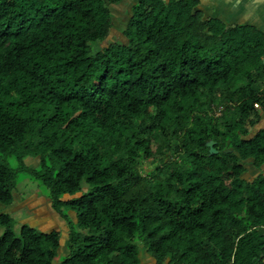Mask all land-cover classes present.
Wrapping results in <instances>:
<instances>
[{
	"label": "trees",
	"instance_id": "16d2710c",
	"mask_svg": "<svg viewBox=\"0 0 264 264\" xmlns=\"http://www.w3.org/2000/svg\"><path fill=\"white\" fill-rule=\"evenodd\" d=\"M122 1L0 0V204L26 171L70 249L0 211V264H264V29L135 0L92 49Z\"/></svg>",
	"mask_w": 264,
	"mask_h": 264
},
{
	"label": "rangeland",
	"instance_id": "374dc122",
	"mask_svg": "<svg viewBox=\"0 0 264 264\" xmlns=\"http://www.w3.org/2000/svg\"><path fill=\"white\" fill-rule=\"evenodd\" d=\"M202 0V7L205 10L206 15H212V16H220V18L224 19L226 22H251L253 24H256L257 26L264 29V0ZM134 0H123L120 4L110 6V10L113 16V27L109 34V36L106 37L103 41L97 42L92 44V49L100 48L101 45H107L111 42H122L124 40V36L122 34V30L124 26L126 25L129 16L131 14V9L133 5ZM98 45V46H97ZM256 108H260V105ZM264 123V122H263ZM151 157H148L144 160L142 166L143 168H152V160ZM9 163L12 167L17 166V161L14 158H9ZM33 166H37L38 159H35L31 162ZM247 171L244 175L247 180H251L256 173V169L253 168L248 162L246 164ZM264 170V165L262 167ZM17 180L18 184L16 186V191H20L23 197H26L29 193H38L41 194L44 193L45 187L42 185L39 186L38 183L32 179L29 174L26 171H19L17 174ZM41 190V193H40ZM41 201V199H39ZM50 206V202L48 204ZM45 208L42 209V211ZM0 211L2 212H10L11 216L14 219V230L18 234L19 232V226L23 223L28 222L27 218L30 217L28 210H26L24 207L21 208H15L10 207L9 205H2L0 204ZM51 212V211H50ZM53 212V211H52ZM51 212V216H55L54 212ZM50 217L43 215L41 221L44 217H47V221L45 224H42V227L48 226L47 222L50 221ZM62 243V241H61ZM68 243V239L66 240L65 244ZM140 246V256L141 261L147 262L148 260H152V263L156 264V260L149 254L145 248L144 245L137 242ZM70 253L69 245L65 246V249H63V254L59 252L60 255H68ZM60 257V256H59ZM63 257V256H62ZM165 262L164 264H166Z\"/></svg>",
	"mask_w": 264,
	"mask_h": 264
},
{
	"label": "crops",
	"instance_id": "0c3cea01",
	"mask_svg": "<svg viewBox=\"0 0 264 264\" xmlns=\"http://www.w3.org/2000/svg\"><path fill=\"white\" fill-rule=\"evenodd\" d=\"M134 2H135V0H134ZM213 2L214 1L212 0L211 3H213ZM202 4L203 3L201 0V8L205 12L204 8L202 7ZM210 16H212V15H210ZM217 17H220V16H217ZM235 22H237V21H234L231 23H235ZM249 23H251V22H249ZM256 173H257V171H256ZM256 173L254 175H256ZM22 194H24V193H21L18 190L15 192L14 203L12 205H10V207H15V208L16 207L17 208L18 207L19 208L24 207L26 210H28V213L30 216L27 218L28 223L30 225L38 228L39 230H42V231H59L60 232V238H61L60 241H62L60 248H59V252L63 254V249H65V246H68V243L65 244L66 240L68 239V233H67L66 224L63 221V219L60 217V215L56 211H54L48 205L49 201L45 198L44 195L38 194V193H29V194H27L26 197H23ZM39 199H41V201H39ZM43 208H45V209L42 211ZM50 211L54 212V214H55L54 217L51 216ZM44 214L48 217L51 216V218H50V221L47 222L48 226L42 227V224H45L47 221V219H46L47 217H44L43 220L41 221ZM151 261L152 260H148L147 262H145L143 260V261H141V264H155V263H152Z\"/></svg>",
	"mask_w": 264,
	"mask_h": 264
},
{
	"label": "water",
	"instance_id": "95a60500",
	"mask_svg": "<svg viewBox=\"0 0 264 264\" xmlns=\"http://www.w3.org/2000/svg\"><path fill=\"white\" fill-rule=\"evenodd\" d=\"M263 62H264V60H263ZM214 141H212V140H209V141H207L206 142V145L209 147V153L210 154H213V153H216L217 152V150L214 148Z\"/></svg>",
	"mask_w": 264,
	"mask_h": 264
},
{
	"label": "built area",
	"instance_id": "2783aa9c",
	"mask_svg": "<svg viewBox=\"0 0 264 264\" xmlns=\"http://www.w3.org/2000/svg\"><path fill=\"white\" fill-rule=\"evenodd\" d=\"M257 105V104H256Z\"/></svg>",
	"mask_w": 264,
	"mask_h": 264
}]
</instances>
